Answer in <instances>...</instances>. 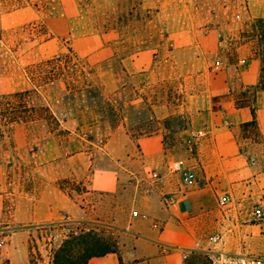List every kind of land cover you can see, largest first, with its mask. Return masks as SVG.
Wrapping results in <instances>:
<instances>
[{
    "label": "crops",
    "instance_id": "obj_1",
    "mask_svg": "<svg viewBox=\"0 0 264 264\" xmlns=\"http://www.w3.org/2000/svg\"><path fill=\"white\" fill-rule=\"evenodd\" d=\"M247 4L250 18H264V0ZM126 62L142 67L141 57L123 61L129 70ZM261 74L257 54L240 46L235 62L189 72L183 100L129 102L105 133L94 105L63 118L49 106L59 130L37 160L22 123L9 137L0 124V243L54 225L105 222L119 234L117 252L88 264H202L214 248L264 254V222L253 221L264 198V150L250 152L241 139L254 108L264 146V91L253 93ZM186 169L204 186L185 187ZM172 195L177 203L168 206Z\"/></svg>",
    "mask_w": 264,
    "mask_h": 264
},
{
    "label": "rangeland",
    "instance_id": "obj_2",
    "mask_svg": "<svg viewBox=\"0 0 264 264\" xmlns=\"http://www.w3.org/2000/svg\"><path fill=\"white\" fill-rule=\"evenodd\" d=\"M126 2L121 39L118 31L104 34L97 19L114 16L119 0H0V124L9 137L14 120L24 121L32 160L45 152L49 132L59 130L57 118L54 122L46 111L49 106L63 118L94 105L100 133L109 132L125 104L183 100L189 72L235 62L240 46L257 55L264 47L251 27L256 19L248 14L247 0ZM132 9L137 11L134 18ZM137 57L142 67L126 62L127 70L123 61ZM140 68L145 71L138 73ZM96 88L102 89L106 102L92 97ZM133 113L140 117L138 111ZM247 138L256 143L248 144ZM241 139L250 152L264 150L254 125L243 129ZM10 141L7 150L13 146ZM262 200L259 207L264 211ZM81 231L117 247L119 234L105 222L54 225L29 237L19 235L6 242L7 247L0 243V264H52L54 251L70 233ZM200 262L210 264L207 255Z\"/></svg>",
    "mask_w": 264,
    "mask_h": 264
},
{
    "label": "trees",
    "instance_id": "obj_3",
    "mask_svg": "<svg viewBox=\"0 0 264 264\" xmlns=\"http://www.w3.org/2000/svg\"><path fill=\"white\" fill-rule=\"evenodd\" d=\"M125 7H127L126 0H119L118 10L114 16L109 17L108 15H102L97 17V19L99 20V26L104 31V34L109 35L110 31L113 30L120 33L121 39L124 37L122 34L124 18L126 16ZM130 12L131 16L134 18V13L137 11L132 9ZM137 18H139L138 15ZM251 27L255 32L258 33L256 37L264 46V18L254 20L251 24ZM257 56L262 63V74L259 84L253 89V93L264 91V47H262V49L258 52ZM91 93L94 99L96 98L97 100H99V102H106L101 88H96L91 91ZM21 95L22 94H20L19 96ZM106 104L110 106L109 102ZM243 106L247 105L243 104ZM22 108L27 107L24 106ZM46 111L50 114L49 118H51L55 122L56 119L50 113L48 108H46ZM252 113L254 116V120L249 125L256 123V113L254 108H252ZM14 121L18 123L24 122L21 119H15ZM116 252L117 247L115 243L110 244L104 239L93 235L92 232L86 233L85 231H81L80 233H70L68 238L62 242L60 248L54 251L52 264H88L89 261L93 258L102 257L106 254Z\"/></svg>",
    "mask_w": 264,
    "mask_h": 264
},
{
    "label": "built area",
    "instance_id": "obj_4",
    "mask_svg": "<svg viewBox=\"0 0 264 264\" xmlns=\"http://www.w3.org/2000/svg\"><path fill=\"white\" fill-rule=\"evenodd\" d=\"M251 162L253 165L256 164L254 158L251 159ZM179 164L181 163L179 162ZM177 170L180 171L178 166ZM152 176L155 180L159 178L157 173H153ZM182 182L185 187L192 189L204 186V184L197 179L195 172L191 169L182 171ZM164 202L168 206L175 205L177 203V197L175 195L166 196ZM253 221L257 223H262L264 221V211L262 207L257 208L253 213ZM218 240L217 237H213L214 242L217 243ZM207 256L210 264H264V254H232L221 252L214 248L208 252Z\"/></svg>",
    "mask_w": 264,
    "mask_h": 264
}]
</instances>
